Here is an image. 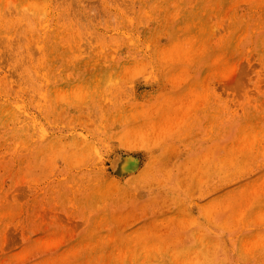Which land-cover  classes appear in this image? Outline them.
<instances>
[{
  "label": "rangeland",
  "instance_id": "obj_1",
  "mask_svg": "<svg viewBox=\"0 0 264 264\" xmlns=\"http://www.w3.org/2000/svg\"><path fill=\"white\" fill-rule=\"evenodd\" d=\"M62 1L0 0V264H264V0H80L104 39L37 52Z\"/></svg>",
  "mask_w": 264,
  "mask_h": 264
},
{
  "label": "bare ground",
  "instance_id": "obj_2",
  "mask_svg": "<svg viewBox=\"0 0 264 264\" xmlns=\"http://www.w3.org/2000/svg\"><path fill=\"white\" fill-rule=\"evenodd\" d=\"M82 1V0H81ZM84 1L85 0H83V3H84ZM88 2V1H87ZM97 2V1H96ZM85 3H86V1H85ZM84 3V4H85ZM98 3V2H97ZM74 4H76L77 6H78V8H79V13H80V15H81V17L82 18H85V22H84V26L83 27H79L78 25H80L79 24V22H77V21H73L74 19L71 17V16H75L76 17V14H75V12H74V10H73V6H74ZM87 4V3H86ZM86 4H85V6H86ZM90 4H93V2L92 3H90ZM97 7V6H96ZM100 7V6H99ZM117 7V6H116ZM87 8V7H86ZM90 9H91V7H90ZM93 10H94V7H93ZM50 11V10H49ZM61 11H62V13H63V15L61 14ZM118 12H119V10H117ZM92 12V11H91ZM96 12H98V11H96ZM93 13V12H92ZM101 14H102V12H101ZM100 14V15H101ZM108 15V14H107ZM118 15H119V13L118 14H114V17H115V19L118 17ZM48 16V15H47ZM60 16L61 17H65L66 18V20H64V23H63V28L60 30H55V32H56V34H54V33H52V34H50V35H46V37L45 38H40V36H38L37 37V39H45V40H42V41H44V43L47 45H45V44H43V43H38V49H37V52H40L42 49H44V48H46L47 47V49L49 50V49H51V47L52 46H54V44H53V42H54V37L56 36V38H55V41L57 42V40H58V42H57V44L59 43V41L60 40H62V41H69V39L68 38H70V40L71 41H73L74 39H75V37H77V38H85L87 35H91V36H93L92 35V33H91V30H92V32L93 33H95V35H96V37H98V38H102V39H104V37H102V36H99L97 33H98V31L97 30H95V29H91L90 31H88L85 27L87 26V25H90L91 24V21H93L92 19H94L93 18V16H92V14L90 13V11L89 10H87V9H84V8H82L81 7V2H80V0H69V1H67V0H63L62 1V6H61V9H60V13H56L55 15H54V17H55V20H59L60 19ZM104 16V15H103ZM97 18V17H96ZM102 21V20H101ZM112 21H113V19H112ZM100 23V22H99ZM45 24H47V23H45ZM92 25V24H91ZM81 29H83V31H80ZM47 30V29H46ZM45 32V31H44ZM38 35V34H37ZM130 38V37H129ZM128 38V39H129ZM81 39V40H82ZM92 40V39H91ZM95 40V39H94ZM85 41V40H84ZM93 41V40H92ZM86 43H88V41L86 42ZM131 43V42H130ZM85 44V43H84ZM88 45H89V43H88ZM78 46H79V44H78ZM83 46V45H82ZM91 46V45H90ZM173 46H174V44H173ZM66 47L67 48H70L69 46H68V44H66ZM84 47V46H83ZM89 47V46H88ZM100 47V46H99ZM87 48V47H86ZM91 48H93V47H91ZM55 49L56 50H58L59 48H58V45H56L55 46ZM87 50V49H86ZM92 50H94V49H92ZM102 50V49H101ZM114 51V50H113ZM95 53V52H94ZM39 55H40V53H39ZM43 55V54H42ZM48 54H44V57L45 56H47ZM40 58V57H39ZM40 59H42V58H40ZM39 59V60H40ZM42 61V60H41ZM121 65H126V63H123V64H121ZM39 75V74H38ZM39 77V76H38ZM106 88H108L107 86H106ZM75 96V95H74ZM113 105V107L117 110L116 111V114H115V116H122V118H124L123 120H121V119H119V118H117L116 117V120H114V119H111V118H109L107 115H109V114H104V112H103V108H101V106L99 107V108H97L95 105V107H96V109L94 110V111H96L97 113H98V117H100V121L101 122H107V124H109L110 125V127H123V128H127L126 129V136L128 135V134H131V132L133 131V129H131L132 127H133V125L134 124H131L133 121H135V118H132L133 117V113H135V112H133L132 111V113H130L128 110L129 109H131L132 108V110H134L135 108H136V106H137V104H136V102L134 101L133 102V104H131V103H129V106H131V107H129L128 109H127V106H123V104H121V103H113L112 104ZM120 105V107H118ZM118 107V108H117ZM95 112V114H97ZM117 120H119V121H117ZM100 125V124H99ZM176 126V125H175ZM105 130V129H104ZM136 135V134H135ZM193 243L195 244V242H194V240H193ZM209 259V258H208ZM210 261H211V263L210 264H218V262H217V260H215V259H209Z\"/></svg>",
  "mask_w": 264,
  "mask_h": 264
}]
</instances>
